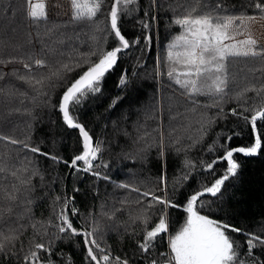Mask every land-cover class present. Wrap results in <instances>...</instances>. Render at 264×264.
I'll return each instance as SVG.
<instances>
[{
    "label": "trees",
    "instance_id": "16d2710c",
    "mask_svg": "<svg viewBox=\"0 0 264 264\" xmlns=\"http://www.w3.org/2000/svg\"><path fill=\"white\" fill-rule=\"evenodd\" d=\"M185 2L137 0L121 15L122 34L130 43L136 39L140 43L122 51L116 65L103 77L99 93H89L79 104L70 106V114L89 132L93 144L100 145L101 150L93 161V171L99 176L84 172L83 162H78L81 170L72 168L65 181L69 166L63 161L71 162L73 156L82 152L83 138L78 129L68 127L63 121L59 103L65 87L82 74L88 64L68 73L60 86L47 89V96L14 73L26 74L28 70L23 63L31 64L34 59H44L50 65L73 64L82 55L99 52L100 48L111 50L116 41L108 35V22L102 14L96 18L99 31L96 25L72 22L69 0H47L48 20L38 26L27 19L24 0H0V61H5L0 63V134L25 141L38 147L40 153L49 154L32 153L22 144L12 145L0 140V167L5 168L0 172V208L13 207L11 215L4 214L0 230L21 229L23 225L19 240L0 254V264H24L23 257L33 238L37 243L51 241L50 259L54 264H92L86 259L81 236L57 232V213L65 198H70V206L78 210L76 215L70 214L73 226L90 231L93 223L98 224L96 238L113 258L127 259L129 264H149L159 253L167 252V236L163 241L158 240L149 253L141 252L138 241L143 238L142 226L134 223L132 217L148 204L150 197H142L118 185L129 184L140 188L141 192L155 191L160 195L158 181L164 173L174 202H185L189 193L201 184H210L227 166L226 161L221 160L210 173L204 164L221 157L225 147H246L253 143L250 125L232 115L230 110L242 111L241 104L259 106L264 101V93L256 97L254 92H248L246 104L231 97L246 86L260 88L264 85V60L229 59V97L223 104V114L218 108L202 106L213 102L206 96L195 98L200 106L192 111L194 105L167 76V46L182 31L172 21L182 13ZM110 3L111 0H106L104 12L108 11ZM202 3L208 8L219 5L215 10L226 15H259L255 8L249 7L251 0H202ZM142 21L147 22L149 28H143ZM148 35L152 37L151 44L145 40ZM97 59V56L90 57L91 62ZM43 71L32 67L33 73ZM122 77L126 79L124 85L119 83ZM244 115L250 117L249 112ZM206 118L213 122L207 127L206 135L193 143L200 136V122ZM161 131L165 144L163 157L159 146ZM257 131L264 140V123L258 121ZM229 136L231 140L227 139ZM177 137L180 144L175 143ZM181 147L185 150L177 152ZM50 156L60 160L54 161ZM234 158L241 163L238 176L226 182L218 197L203 198L207 205L201 210L202 214L244 232L264 236L261 231L264 228V149L257 156L236 153ZM28 160L32 162L29 167H34L38 175L31 176V183L26 187L11 172ZM186 160L192 161L195 167L173 195L176 178L187 171ZM17 175L27 179L30 173L18 171ZM13 185L20 189L19 199L14 204L5 198V190L12 191ZM137 200H142L143 204H138ZM168 212L169 232L174 234L183 226L186 214L182 208ZM33 223L41 235L34 233ZM229 234L241 245L244 255L246 237L240 233ZM253 255L257 264H264V247L253 249ZM40 259H48L47 254L41 252Z\"/></svg>",
    "mask_w": 264,
    "mask_h": 264
},
{
    "label": "snow or ice",
    "instance_id": "6c2138e0",
    "mask_svg": "<svg viewBox=\"0 0 264 264\" xmlns=\"http://www.w3.org/2000/svg\"><path fill=\"white\" fill-rule=\"evenodd\" d=\"M105 2L106 0H69L70 19L72 22H87L96 25L98 14L104 15L108 22L107 33L112 35L116 41V45L111 50L105 51L100 48L99 52L93 51L87 55H82L73 64L57 63L50 65L44 59H34L31 64L23 63V67L28 70L26 74L14 73L18 79L39 91L41 95L47 96V89L60 86L68 73L75 71L77 66L82 67L85 63L88 64L87 70L65 87L61 95L59 111L62 113L66 125L78 129L83 138L82 154L74 156L71 162L63 161V163L70 168L81 170L78 168V162H83L84 167L82 170L92 172L95 176H99V173L93 171V161L97 159V155L101 150L100 145L93 144L89 132L70 114V106L79 104L89 93H99L103 77L116 65L122 51L133 44L140 43L139 39L130 43L122 34L119 26L121 15L127 12L130 5L136 4L137 0H111L107 12L103 11ZM24 6L25 15L32 24L38 26L41 22L48 20L47 0H24ZM249 7L255 8L259 15L244 13L240 15H220L215 10L220 8L219 5H216L215 8H208L202 3V0H186L182 5V13L172 21L182 31L167 46V76L183 90L181 94L186 96L194 105L192 111L196 110V106H200L195 98L206 96L213 102L202 106L205 108H218L219 112L223 114V104L226 102V98L229 97L227 68L230 58L244 57L264 60V44H261L251 32L247 31L249 25L258 19H264V0H251ZM220 10L222 11V9ZM141 24L143 28H149L147 22L142 21ZM96 26L99 31V26ZM238 37L244 38L239 39ZM145 40L148 44H151V35L146 36ZM91 56H97V61L91 62ZM0 63H5V61H0ZM33 65L45 71L39 74L33 73ZM119 83L124 85L126 79L122 77ZM248 92H254L256 97H260L261 93H264V85H261L260 88H256L255 85L246 86L231 98L237 102L243 100L246 104ZM113 104H115V101ZM239 106L242 111L238 112L236 108H233L230 110L231 114L239 116L250 125L254 133L253 143L246 147H225L224 154L221 157L204 164L203 167L210 173L213 171L215 164L221 160L226 161L227 166L222 174L213 179L210 184H201L199 188L189 193L185 198V202H174L169 194L168 180L164 173L158 181L160 195H157L155 191L141 192L140 188L129 184L118 185V187L135 191L142 197H150L148 204L136 216L132 217L134 223L138 222L142 226L143 238L138 241L141 252L149 253L157 245L158 240L163 241L164 237L167 236V252L159 253L157 258L150 260L149 264H257L253 249L264 247V236L244 232L240 228L202 214L201 211L207 205V201L203 199L204 197H218L222 194L226 182L238 176L241 163L234 158L236 153L253 157L259 155L261 150L264 149L262 134L257 131L258 121L264 123V101L259 106L245 107L243 104ZM245 112H249L250 117L245 116ZM212 122L211 118H206L200 122V136L193 143H198L206 135V129ZM231 138L229 136L227 139L231 140ZM0 140L12 145L22 144L24 148L29 149L32 153H40L38 147H32L25 141L14 139L11 136L0 134ZM175 143L180 144L178 137ZM159 146L161 149L160 155L163 157L165 144L162 131ZM191 146L189 145V147ZM176 150L179 152L185 149L181 147ZM214 150L210 149V151ZM40 154L49 156L47 153ZM49 158L54 161L60 160L55 156ZM31 163L28 160L20 169L11 172V175L17 177L20 184L26 187L31 183V176L38 175V171L34 167H29ZM194 167L195 164L192 161H185L187 171L176 178L172 189L173 195L189 179L191 170ZM4 171L5 168L0 167V172ZM18 171L30 173V175L27 179H21L17 175ZM105 178L107 179V177ZM12 189V191L5 190V198L14 204L19 199L20 189L16 185H13ZM27 203L30 204L31 201L28 200ZM137 203L143 204V201L137 200ZM70 204V198H65L63 207L57 213L58 223L55 225L57 232L81 236L86 249V259L92 264H113V261L115 264H129L127 259L113 258L105 248L101 247L95 235L99 231L98 224L93 223L90 231L77 229L73 226L70 214L76 215L78 210L71 207ZM156 208H158V211L154 212L153 209ZM176 208H182L186 218L183 226L175 234H170L168 210ZM12 212L13 207L11 205L0 208V223L3 222L5 213L11 215ZM153 217H155V222H153ZM31 227L36 235H41V233L36 232L35 223ZM22 228L23 225H21ZM21 229L0 230V254L5 253L10 245L14 246L20 235H22ZM261 231H264V228ZM229 233H240L246 237V253L244 255L240 251L241 245ZM30 243L31 247L23 257L24 264H54L50 259L52 255L51 241L47 244L37 243L33 238ZM41 252L46 253L48 259L41 260Z\"/></svg>",
    "mask_w": 264,
    "mask_h": 264
},
{
    "label": "rangeland",
    "instance_id": "374dc122",
    "mask_svg": "<svg viewBox=\"0 0 264 264\" xmlns=\"http://www.w3.org/2000/svg\"><path fill=\"white\" fill-rule=\"evenodd\" d=\"M219 14L220 15H226L224 12H219ZM238 15H240V14H238ZM247 31L251 32V34L258 41H260L261 44H264V19H258L256 22L249 25L247 28ZM238 38L243 39L244 37H238Z\"/></svg>",
    "mask_w": 264,
    "mask_h": 264
},
{
    "label": "water",
    "instance_id": "95a60500",
    "mask_svg": "<svg viewBox=\"0 0 264 264\" xmlns=\"http://www.w3.org/2000/svg\"><path fill=\"white\" fill-rule=\"evenodd\" d=\"M86 70H87V69H86ZM86 70H85V71H86ZM82 151H83V149H82ZM80 154H82V152H81ZM80 154H77V155H80ZM75 156H76V155H75ZM73 157H74V156H73ZM73 157H72V159H73ZM71 169H72V168L68 167L67 172H66V175H65V181H66V179H67V177H68V174L70 173Z\"/></svg>",
    "mask_w": 264,
    "mask_h": 264
}]
</instances>
